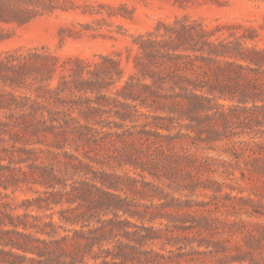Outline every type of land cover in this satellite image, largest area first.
Instances as JSON below:
<instances>
[{"label": "trees", "instance_id": "obj_1", "mask_svg": "<svg viewBox=\"0 0 264 264\" xmlns=\"http://www.w3.org/2000/svg\"><path fill=\"white\" fill-rule=\"evenodd\" d=\"M77 11L100 15V25L127 17L89 0H0V43L5 24ZM77 25L60 29V44L115 38ZM220 30L189 16L158 22L134 37L127 77L120 53H0V187L44 188L16 206L0 200V264H264L262 199L224 192L237 189L225 183V162L197 155L244 142L264 175V116L243 113L260 99L264 48ZM111 148L134 175L106 169Z\"/></svg>", "mask_w": 264, "mask_h": 264}, {"label": "rangeland", "instance_id": "obj_2", "mask_svg": "<svg viewBox=\"0 0 264 264\" xmlns=\"http://www.w3.org/2000/svg\"><path fill=\"white\" fill-rule=\"evenodd\" d=\"M89 1L119 7L127 17L108 18V23L102 22L100 25V23L95 22V19L101 17L100 15H84L81 11H77L45 15L24 26L5 24L3 25L4 32L9 38L0 43V53L15 49L25 51L47 47L63 59L80 57L88 60L97 59L100 54L116 56L120 53L122 67L125 77H127L134 71L132 61L128 60V48L133 46L134 37L152 31L160 21L170 22L176 17L182 16H189L192 20L201 21L212 28L220 27L221 30L218 32V36L221 39H227L234 43L239 42L246 49L264 48V0H190L186 7L175 5L173 0ZM77 23H90L95 28H101L99 31L102 34L115 38H93L85 35L79 39L68 37L60 44V29L62 27L79 29L78 25L74 26ZM262 75L264 77V73ZM261 89L258 94L260 99L256 102L251 99L244 104L248 107V110L243 111L244 116L251 118L253 115H257L260 119H263L264 86ZM222 102L227 105H237V101L226 100ZM233 127H235V130L243 132V129L239 126L235 125ZM261 129L264 130V127ZM244 131L249 132L252 129L247 128ZM242 140L249 142L250 138L245 136ZM259 141L260 139L256 140V142ZM246 146L244 142L231 145L220 144L215 151L200 149L197 151V155L209 156L225 162L229 172V175L225 178V183L237 189L231 190V188L225 187L224 192L237 197H250L255 201L262 199L264 203V175L254 172L256 168L251 165L252 160L244 155ZM249 147H254V144ZM67 150L70 149L67 148ZM114 151L111 148L104 156V160L109 163L106 169L120 174L129 171L134 175L133 168L121 167L115 160L108 157L117 154ZM91 155L94 156L92 151ZM38 190L43 191L44 188L34 184H22L21 188L13 193V189L6 191L0 187V200L16 206L21 203L20 200L37 197L38 193L36 192ZM250 211L252 212V208H250ZM17 212L22 213L24 210L19 209ZM55 219H58V215L55 216ZM249 220L259 221L256 218ZM260 220L263 222L264 216Z\"/></svg>", "mask_w": 264, "mask_h": 264}]
</instances>
